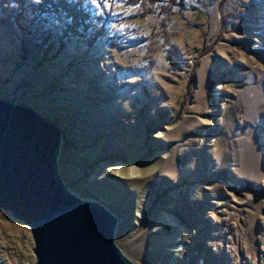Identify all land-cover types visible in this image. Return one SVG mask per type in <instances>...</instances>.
Masks as SVG:
<instances>
[{"label": "rangeland", "instance_id": "1", "mask_svg": "<svg viewBox=\"0 0 264 264\" xmlns=\"http://www.w3.org/2000/svg\"><path fill=\"white\" fill-rule=\"evenodd\" d=\"M36 2L0 0V95L60 127L59 173L116 213L122 251L264 264V0H82L65 35ZM4 219L27 231L18 263L36 264L29 227Z\"/></svg>", "mask_w": 264, "mask_h": 264}, {"label": "water", "instance_id": "2", "mask_svg": "<svg viewBox=\"0 0 264 264\" xmlns=\"http://www.w3.org/2000/svg\"><path fill=\"white\" fill-rule=\"evenodd\" d=\"M61 142L36 106L0 95V209L29 227L36 264H135L116 244V213L66 186Z\"/></svg>", "mask_w": 264, "mask_h": 264}, {"label": "trees", "instance_id": "3", "mask_svg": "<svg viewBox=\"0 0 264 264\" xmlns=\"http://www.w3.org/2000/svg\"><path fill=\"white\" fill-rule=\"evenodd\" d=\"M16 5L22 7L24 4V0H13ZM143 6L147 7L148 10H151V6L155 4L158 1L161 0H138ZM170 4H178L182 5L183 0H169ZM82 0H39V2L36 3H30V10L33 12L34 17L38 18L40 16V12H45L47 16H55L58 19H62L61 15L62 13L65 16V19L69 21V23L61 20L62 24L65 25V29L63 34L67 32L66 26L73 27L83 24L86 21V15L85 11L81 9ZM169 4V5H170ZM170 5V6H171ZM168 6V9L170 8ZM168 11V10H167ZM73 34L76 33L75 30L71 31ZM47 38H50V32H47ZM171 53H175V47L171 46L170 49V55L168 57L170 63L173 65L175 64L174 58L171 57Z\"/></svg>", "mask_w": 264, "mask_h": 264}, {"label": "bare ground", "instance_id": "4", "mask_svg": "<svg viewBox=\"0 0 264 264\" xmlns=\"http://www.w3.org/2000/svg\"><path fill=\"white\" fill-rule=\"evenodd\" d=\"M8 233H11L10 238L6 237ZM20 233L27 234V231L18 223H10V221L6 219L0 221V264H19V261L16 260L14 256V250L18 247L16 239L19 237Z\"/></svg>", "mask_w": 264, "mask_h": 264}, {"label": "snow or ice", "instance_id": "5", "mask_svg": "<svg viewBox=\"0 0 264 264\" xmlns=\"http://www.w3.org/2000/svg\"><path fill=\"white\" fill-rule=\"evenodd\" d=\"M94 2H95V0H94Z\"/></svg>", "mask_w": 264, "mask_h": 264}]
</instances>
